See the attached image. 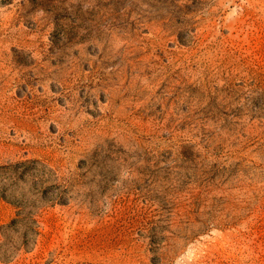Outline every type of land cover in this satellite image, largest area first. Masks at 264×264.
I'll list each match as a JSON object with an SVG mask.
<instances>
[{
    "label": "rangeland",
    "instance_id": "1",
    "mask_svg": "<svg viewBox=\"0 0 264 264\" xmlns=\"http://www.w3.org/2000/svg\"><path fill=\"white\" fill-rule=\"evenodd\" d=\"M14 162L0 264H264V0H0Z\"/></svg>",
    "mask_w": 264,
    "mask_h": 264
},
{
    "label": "trees",
    "instance_id": "2",
    "mask_svg": "<svg viewBox=\"0 0 264 264\" xmlns=\"http://www.w3.org/2000/svg\"><path fill=\"white\" fill-rule=\"evenodd\" d=\"M42 166L47 170L49 177L45 178L44 181H54L59 182L61 180V177L57 174V170L55 168L49 167L47 164L42 163ZM20 163L14 162V163H7V164H1L0 165V198L5 199L6 201L10 202L11 204L15 205L19 209L16 212V217L11 219L10 226L18 225L22 227L23 231L21 233V240H20V246H27L28 243L34 242L35 235L38 233L37 229V219H36V213L37 208L39 207L34 200H26L22 193L15 192L13 188H10L11 185L18 186L16 181H14V177L17 179H22V175L19 170ZM4 174H6L9 178L12 175L13 179L10 180V182L4 181ZM53 194H46L41 197L43 200H51L53 199ZM59 195V194H57ZM57 197V196H56ZM56 198H54L55 200ZM61 203L66 202V199H60ZM4 235V232H2ZM4 242L0 245L3 246ZM0 259H4V252L0 254Z\"/></svg>",
    "mask_w": 264,
    "mask_h": 264
}]
</instances>
